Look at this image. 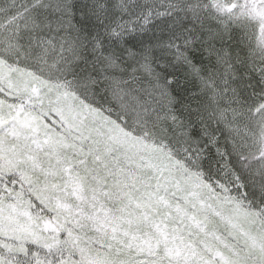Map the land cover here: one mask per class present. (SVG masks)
I'll return each instance as SVG.
<instances>
[{
	"label": "snow or ice",
	"instance_id": "snow-or-ice-1",
	"mask_svg": "<svg viewBox=\"0 0 264 264\" xmlns=\"http://www.w3.org/2000/svg\"><path fill=\"white\" fill-rule=\"evenodd\" d=\"M0 264H264V0H0Z\"/></svg>",
	"mask_w": 264,
	"mask_h": 264
}]
</instances>
